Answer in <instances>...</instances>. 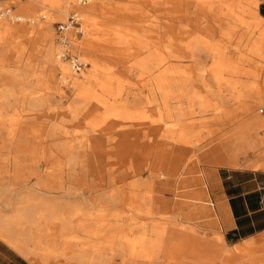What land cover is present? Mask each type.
I'll return each mask as SVG.
<instances>
[{"label":"rangeland","instance_id":"1","mask_svg":"<svg viewBox=\"0 0 264 264\" xmlns=\"http://www.w3.org/2000/svg\"><path fill=\"white\" fill-rule=\"evenodd\" d=\"M258 3L91 0L87 6L95 5L93 16L113 17L122 34L117 45L112 44L113 36L87 28L82 14L81 34L73 29L67 32L69 54L84 64L79 75H73L62 60L68 67V82L81 80L92 71L83 54L95 51L105 63L91 82L83 80L105 103L80 111L76 120L68 121L72 104L81 103V97L69 85L57 94L36 85L47 75L45 46L52 42L55 53L59 51L56 25L82 7L73 0L56 14L41 0H0V15L9 11L0 17V25L8 27L0 35V217L21 214L29 198L37 196V182L63 205H83L85 199L94 205L87 209L94 211L101 195L112 194L118 202L112 209L124 211L129 185L135 180L129 176L138 167L145 181L154 173L153 192L160 200L180 208V199L190 191L192 206L201 207L190 224L181 217L176 223L160 222L161 228L179 230L164 242L166 249L173 247L175 260L169 264H251L249 252L230 263L224 260L229 249L216 230L198 177L206 184L204 173H214L217 168L264 170V36L260 34L263 25L254 17H258ZM15 17L20 20L14 21ZM144 40L146 49L141 46ZM101 41L109 45L100 48ZM255 41L262 47L253 50ZM252 50L261 56L251 54ZM152 51L160 54L159 72L145 66ZM7 90L11 96L4 99ZM250 92L258 96L251 97ZM33 99L35 106L30 103ZM240 104L249 105L247 114H242ZM73 150L83 163H68ZM180 160H189L187 165L193 171L186 175L190 177H184ZM70 215L67 230L61 233L56 227V234L32 236L30 242L23 232L31 228L34 235L35 228L21 219L13 222L17 227L11 232L0 233V240L12 249L10 242L15 238H22L29 247H41L44 255L39 253L38 264H77L71 256L80 248L87 249L86 256L98 254L110 264H121L119 254L110 259V251L91 250L89 238L70 231L82 221L80 216ZM203 218L211 223V230L201 224ZM140 221L148 222L143 217ZM113 225L128 229L125 221ZM136 235L152 238L145 232ZM193 238L210 243L213 258L209 262L193 259Z\"/></svg>","mask_w":264,"mask_h":264},{"label":"bare ground","instance_id":"2","mask_svg":"<svg viewBox=\"0 0 264 264\" xmlns=\"http://www.w3.org/2000/svg\"><path fill=\"white\" fill-rule=\"evenodd\" d=\"M41 1L46 2L51 12H54L56 14L64 12L67 4H69V2H73V0H66V1L58 0L57 3H55L54 0H41ZM89 2H91V0ZM85 6L80 8L79 11L78 10L75 11L78 12L80 19L83 20L82 15L87 19L88 24L86 25V27L95 30V33L104 32L111 34L114 38L112 44L115 43L117 45L118 39L120 38L122 31L119 28V26L114 22L113 20L114 18L104 14H99L98 17H94L93 16L94 12H96L95 5L91 4L86 8ZM232 7L233 4L229 6L230 9H232ZM231 11L232 10H229V12ZM8 12H9L8 10L3 11L0 17L2 18L3 15H8L7 14ZM236 17L233 16V19L236 20ZM254 17L258 20L260 24L263 25V30L260 34L264 36V24L258 19L256 15ZM13 20L19 21L20 18L15 17L13 18ZM7 30L8 27L0 25V35L1 33H5V31ZM162 39H163V35L159 38V40ZM151 40L153 39L150 38V40L146 42L148 46H151L152 43V42L150 43ZM98 44L100 45V48L109 45L107 44V42L103 43L102 41L99 42ZM141 46L146 49L145 40L141 42ZM259 47L261 48L262 46H259V44H257L256 41L255 43L252 44L253 50ZM106 50L108 49L106 48ZM253 50L251 51V54L257 55V57L261 56L260 54H258V52L255 51L253 52ZM59 51L58 53H55V47L53 46L52 42H49L45 46L43 59L45 62L44 66L47 69V75L45 76L44 81L37 84L36 87L44 90L50 89L53 94H57L60 93L62 86L69 85L77 93V96L81 97L82 99L81 103L74 101V103L71 106V110L69 111V116H68L69 118H67V120L74 121L78 118L80 111L92 108L94 107V105L98 104L99 102L105 103L103 96H96L95 92L90 88V86L85 84L83 81L86 80L87 82H91L96 76V71L104 70L105 63L104 60L100 58V56H97L96 53H94L95 51H92L90 55L83 54L89 60L92 71H90L88 74H84L83 79L81 80L72 79L71 82H68L65 77V75L68 73V67L59 58ZM159 56L160 54L158 51L150 52L146 60L148 62L145 64V66L151 67V70H155L156 72H159L161 65L158 60ZM57 79L59 80L58 82ZM23 88H24L23 86L20 87V90H22ZM256 93L257 92H250V96L257 97L258 94ZM10 96H11V92L10 90H7V92L4 93L2 97L6 99L9 98ZM30 103H32L31 105L33 106L37 105V101L35 99L30 101ZM240 110L242 114L245 115L250 110V107L249 105L240 104ZM68 134L69 133H65L66 136H68ZM188 161L187 160L178 161V163L184 165L185 171L183 174L184 177L186 178L190 177L187 176L186 174H190L193 171L191 170L192 166L187 165ZM83 162L84 161L78 157L77 151L73 150L69 153L68 155L69 164L71 165L77 163L81 164ZM142 171L143 170L139 169L138 167H134L132 169V173L130 174L129 177H132L135 180L129 185L130 187L129 198L127 202L122 205L124 211H120V212L118 211L115 212V210L112 209L113 207H111V205H113L114 203L115 205L118 204L116 198H114L112 194L101 195L98 201H96L97 204L95 206L96 208L94 209L95 211L94 212L87 209L89 206L94 207V205L85 199L82 200L83 205H63L60 200H57L56 198L52 197L51 193L46 189L45 186H43L41 182H37L35 186L38 187V194L37 196H34V198L33 197L29 198L26 204V208L24 210L23 209L20 210L21 214H18L17 212L16 213L13 212L12 217H0V233L11 232L13 229L17 227V226L15 227V223L13 222L17 223V221H21V219H25L27 220V222L30 223L31 227L34 226L35 228L34 235H33V231L30 230L31 228L23 232V235H26L28 240L31 242L32 236L38 235L42 237L45 234H49V235L56 234V232L54 231L56 227L59 228L58 233L67 230V226L69 225L68 220L70 219L71 216L70 214H75L74 216L77 215L80 216L82 221L81 224L75 226L74 230L73 228H71L70 231H75L77 234L85 237L86 239L89 238L91 240L89 241L90 243L89 248H91V250L94 249V247H96L99 251H105V252L110 251L111 256L108 257L110 259L119 254V256L117 257H119L120 260L122 261L121 264H161L162 262H165V264L166 263L169 264L171 260H175V257L171 254L173 252V247L171 248L167 247L166 249L164 246V242L170 240L171 237L175 236L179 232V230L176 231L172 229L161 228V226H159L160 222L162 221L175 222L177 220L179 221V218L181 217L183 221H185V224L186 223L190 224V222L194 220V215L201 212V207L199 206V204L192 206V202H191L192 200L191 198H189L190 194L192 193L188 190H186L188 192H187V196H184V199H182L180 195H178V197L181 198L180 208H175L173 205H169L168 203H165L164 201L160 200L153 192L154 187L152 183L155 180L154 173L149 174L148 176L149 181H145L143 179V176H141ZM198 183L202 189V193L205 194L200 177H198ZM18 199L19 198H17V200ZM168 208H170L169 212L164 211L165 209ZM142 217L146 218L148 222L140 221ZM136 219H138L139 221H136ZM101 220L103 221L106 220L107 221L106 225L100 224L99 222ZM115 221L127 222L128 229L127 230L125 229L126 231L117 229L113 225V222ZM189 230H192L191 226ZM140 232L141 233L145 232L149 237L152 238L150 239L135 238L137 236L136 234L137 233L139 234ZM117 235H119L118 238H116ZM92 239L94 241H92ZM192 241L195 244V255L193 259H199V261H202L203 263L209 262L211 258H213L212 256L213 248L211 247L210 243L204 241V239L197 240L193 238ZM10 245L14 248L16 252H18L25 258L29 259L31 264H38L37 257L39 253L43 254L41 253V251H43L41 247H37V246L29 247L22 238H15L11 240ZM176 247L179 248L178 246ZM163 248L165 249V251ZM68 249L71 250V247H69ZM85 250L87 249L80 248V250L76 254L72 253L73 257L71 256V258L77 264H91L90 262L93 259L100 261V264H110L108 261H106L102 256L98 254L87 255V256L84 255ZM121 255L123 256L124 259H121ZM66 256H70V255H66ZM126 258H128V260ZM68 259L70 258L68 257Z\"/></svg>","mask_w":264,"mask_h":264},{"label":"crops","instance_id":"3","mask_svg":"<svg viewBox=\"0 0 264 264\" xmlns=\"http://www.w3.org/2000/svg\"><path fill=\"white\" fill-rule=\"evenodd\" d=\"M258 2L256 13L264 24V0ZM202 160L208 161L207 158ZM204 176L206 184H202L209 199L207 206L212 209L216 230L229 249L224 260L230 263L249 252L251 264H264V170L217 168ZM200 222L211 230L206 218ZM0 264L31 262L0 240Z\"/></svg>","mask_w":264,"mask_h":264},{"label":"built area","instance_id":"4","mask_svg":"<svg viewBox=\"0 0 264 264\" xmlns=\"http://www.w3.org/2000/svg\"><path fill=\"white\" fill-rule=\"evenodd\" d=\"M90 0H76V6L77 7H83L89 3ZM18 21V20H16ZM80 16L78 12L73 11L69 14V16L66 18L64 23L57 24L55 27V31L58 35V43L60 47L59 51V58L61 60L67 61L68 67L70 69V72L73 75L79 74L83 67L84 64L79 61V59L76 56L70 55L68 46H69V40L67 38V32L70 29H73L77 35H80ZM258 113L262 114L263 109H258Z\"/></svg>","mask_w":264,"mask_h":264},{"label":"water","instance_id":"5","mask_svg":"<svg viewBox=\"0 0 264 264\" xmlns=\"http://www.w3.org/2000/svg\"><path fill=\"white\" fill-rule=\"evenodd\" d=\"M262 201H263V203H264V194L262 195Z\"/></svg>","mask_w":264,"mask_h":264}]
</instances>
